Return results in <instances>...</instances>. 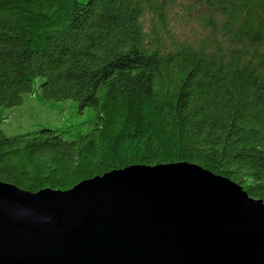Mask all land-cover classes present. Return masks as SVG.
<instances>
[{
  "label": "trees",
  "instance_id": "16d2710c",
  "mask_svg": "<svg viewBox=\"0 0 264 264\" xmlns=\"http://www.w3.org/2000/svg\"><path fill=\"white\" fill-rule=\"evenodd\" d=\"M39 79L92 117L0 131V182L67 191L185 162L264 202V0H0V124Z\"/></svg>",
  "mask_w": 264,
  "mask_h": 264
},
{
  "label": "water",
  "instance_id": "95a60500",
  "mask_svg": "<svg viewBox=\"0 0 264 264\" xmlns=\"http://www.w3.org/2000/svg\"><path fill=\"white\" fill-rule=\"evenodd\" d=\"M0 264H264V202L185 162L67 191L0 182Z\"/></svg>",
  "mask_w": 264,
  "mask_h": 264
},
{
  "label": "rangeland",
  "instance_id": "374dc122",
  "mask_svg": "<svg viewBox=\"0 0 264 264\" xmlns=\"http://www.w3.org/2000/svg\"><path fill=\"white\" fill-rule=\"evenodd\" d=\"M175 26L186 37L194 35L195 29L179 18ZM41 79L36 82L33 95H24L20 105L5 109L3 115L7 118L0 124V131L6 136H15L41 127L62 128L85 122L92 117V111H79L74 101L53 102L41 96L37 88Z\"/></svg>",
  "mask_w": 264,
  "mask_h": 264
}]
</instances>
